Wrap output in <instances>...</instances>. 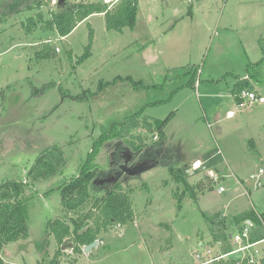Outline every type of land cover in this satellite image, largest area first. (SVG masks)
Segmentation results:
<instances>
[{
	"label": "rangeland",
	"instance_id": "obj_1",
	"mask_svg": "<svg viewBox=\"0 0 264 264\" xmlns=\"http://www.w3.org/2000/svg\"><path fill=\"white\" fill-rule=\"evenodd\" d=\"M56 1L0 21V183L23 180L25 192L39 196L29 235L0 256L17 264L55 256L57 264H194L193 252L212 239L210 221L224 220L231 229L235 215L264 213V103L240 108L232 94L249 66L252 89L264 97V0H137L133 27L109 30L104 15L94 13L65 36L41 24L28 33L22 21L38 13L49 19ZM73 1L92 0H66ZM133 113L154 127L163 123L162 141L185 162L174 166L168 157L119 179L131 217L107 225L87 220L94 247L59 250L51 234L46 252L38 253L45 223L67 218L57 191L43 193L77 174L95 139ZM156 131L133 133L143 134L150 149L161 138ZM116 146L128 149L121 141L105 143L100 169L111 154L122 158ZM45 148H59L64 163L33 181L25 172ZM195 158L203 166L189 174L183 165ZM174 170L190 188L175 180ZM209 171L220 176L224 193L205 176ZM104 184L96 181L90 195L102 196ZM192 189L197 200L189 197ZM86 201L71 216L89 208Z\"/></svg>",
	"mask_w": 264,
	"mask_h": 264
},
{
	"label": "trees",
	"instance_id": "obj_2",
	"mask_svg": "<svg viewBox=\"0 0 264 264\" xmlns=\"http://www.w3.org/2000/svg\"><path fill=\"white\" fill-rule=\"evenodd\" d=\"M40 5H42V0H0V21L18 12L32 10L35 6ZM62 8L60 10L56 8L55 11L50 13V18L46 20L42 18L40 13L36 14V16H28L22 21V26L28 33H32L41 24L55 30L60 36H65L73 31L76 24L80 21L94 13H101L105 17V23L109 30H122L124 27L134 26L138 6L137 0H114L111 4H107L103 0H92L65 2ZM90 38H92V32L90 33ZM89 47L90 45L86 47L84 56L88 55ZM48 50L45 52L37 50L36 55L40 57L52 55L51 51ZM84 56L82 55L81 59ZM260 59L262 63L264 61V53ZM259 62H256V64ZM247 70L248 77L252 76L249 73V66ZM248 77L239 78L235 82L232 89L233 95L245 87L252 89ZM235 100H238V98L235 97ZM139 115L138 113H133L123 122L114 123L108 132L100 134L95 139L91 150L88 151L86 159L81 164L77 174L71 176L70 179H66L58 187L48 189L43 193V196H47L51 191H57L62 204L66 206L64 216H67V218H53L45 223L44 238L39 244H36L38 253L46 252L51 234L60 245L65 238H72L69 241L73 243L72 248L74 250L79 249L80 245L84 246L92 242L95 239L94 232H91V225L85 223L87 220L97 222L102 218V221L104 220L103 224L107 225L116 224V222L123 223L131 217V202L129 196L122 190L121 180L117 179L110 184L100 197L90 194L94 191L96 175L101 170L98 155L105 143L109 144V142L116 140L121 141L130 151L139 152L146 150V138L140 134L133 133L134 129L143 128L150 133L157 130L161 138L155 146L161 149L165 148L164 141H162L164 139L162 136L163 123L156 124L154 127L152 121L146 118L142 120L138 118ZM35 159L34 163L25 172L33 181L53 175L65 160L59 148H45L39 152ZM179 172L175 171V180L190 188L185 177ZM26 184L23 180L15 179H7L0 183V251L5 250L9 243L16 242L29 235V214L38 203H35L34 200L39 198V196L34 194L33 191L26 193ZM189 197L197 200V193L192 189ZM85 201L90 207L83 212H76L78 214L76 217L71 216L72 210L77 209L78 205ZM248 219L253 222L257 221L255 212L245 211L240 215H235L231 223H244ZM210 225L212 239L225 241L224 248L226 250L230 249L227 243L230 229L226 227L224 220L216 223L210 221ZM0 264L17 263L5 261L0 256ZM40 264H57V256L50 259L47 263ZM228 264H235L234 260H230ZM256 264H264V258Z\"/></svg>",
	"mask_w": 264,
	"mask_h": 264
},
{
	"label": "built area",
	"instance_id": "obj_3",
	"mask_svg": "<svg viewBox=\"0 0 264 264\" xmlns=\"http://www.w3.org/2000/svg\"><path fill=\"white\" fill-rule=\"evenodd\" d=\"M59 50V47H56ZM233 96L237 97L238 107L243 108L248 103H264V97L254 89L245 87ZM154 137H156L154 135ZM201 163H192L190 169L186 170L189 174L201 167ZM262 173V169H258ZM212 175V181L218 186L216 191L224 193L225 186L219 183V177ZM258 175L255 176L257 178ZM257 221L242 223L235 230L228 233L227 243L230 244L228 250L224 248L225 241L211 239L208 243H201V248L193 252L194 264H228L234 260L235 264H256L264 258V213L255 212ZM234 246V247H233ZM239 254V255H236Z\"/></svg>",
	"mask_w": 264,
	"mask_h": 264
},
{
	"label": "flooded vegetation",
	"instance_id": "obj_4",
	"mask_svg": "<svg viewBox=\"0 0 264 264\" xmlns=\"http://www.w3.org/2000/svg\"><path fill=\"white\" fill-rule=\"evenodd\" d=\"M125 150L126 149H121L116 146L117 155L122 158L118 159L115 157V155L111 154L112 160L109 161L108 168H106L107 170L101 169V171L98 173L101 176V179L104 180V186H110V184L105 182L106 178L108 177L115 176V180L123 179L124 176L129 177L136 174L127 172V169H130L131 171L136 166L143 168L149 164L152 165L153 163H159L165 158L170 157L169 155H167V149H161L156 146H152V148L150 149L143 150L144 152L139 151L138 153H135L132 158L128 153L125 152ZM125 158H128V160L126 161ZM98 180L100 179L98 178Z\"/></svg>",
	"mask_w": 264,
	"mask_h": 264
},
{
	"label": "water",
	"instance_id": "obj_5",
	"mask_svg": "<svg viewBox=\"0 0 264 264\" xmlns=\"http://www.w3.org/2000/svg\"><path fill=\"white\" fill-rule=\"evenodd\" d=\"M65 2H66V0H57V1H56V8H57L58 10L63 9L62 7H63V5H64ZM146 150H147V149H146ZM125 152L128 153V154L130 155L131 158L133 157V155H134L135 153H138V151H133V152H131L129 149H126ZM125 160L127 161L128 158H125ZM154 164H155V163H154ZM135 166H136V165H135ZM149 167H151L150 164L147 165V166H145V167H143V168L136 166V167H134L131 171H130V169H127V172H131V173H133V174H134V173L138 174V173H140L141 171H143V170H145V169H148ZM115 179H116L115 176H111V177L106 178L105 182L108 183V184H111V183L115 182ZM96 181L103 182L104 180H102V179L98 180V178H96V179L94 180V183H96ZM247 223H250L249 220H248ZM229 236H230V233H229ZM96 244H97V241H96V240H93L92 242H90V243L84 245V246H83V250H84V251H87V250L90 249L91 247H94ZM72 246H73V243H72L71 241L64 240V241L61 243L60 248H61V249H65V248H67V247H68V248H72Z\"/></svg>",
	"mask_w": 264,
	"mask_h": 264
},
{
	"label": "crops",
	"instance_id": "obj_6",
	"mask_svg": "<svg viewBox=\"0 0 264 264\" xmlns=\"http://www.w3.org/2000/svg\"><path fill=\"white\" fill-rule=\"evenodd\" d=\"M242 44V43H241ZM251 63V62H250ZM244 77H248V73H246V74H244ZM244 77H242V78H244ZM251 76H249L248 78H249V80L251 81V80H253V78L251 79L250 78ZM256 79V78H255ZM257 80V79H256ZM259 94H260V88H259V92H258ZM261 95V94H260ZM135 130V129H134ZM157 132V131H156ZM162 132H163V130H162ZM136 134H139V133H136ZM140 135H142L143 136V134H140ZM162 135H163V133H162ZM165 139V138H164ZM163 139V140H164ZM164 146H165V148L167 149V151H168V154L167 155H169L170 157L169 158H171L172 156V160H173V164H174V166H179V164L180 163H184L185 161H183L182 159H180V160H178L177 158H176V155H178L179 157H180V155H179V151H177V149H170V148H168L167 147V144H166V142L164 141ZM192 163H201L202 164V166H203V162H202V160H200L199 158H195V159H193V160H191V164ZM184 166V168H186V169H189L190 167H188L189 166V164L188 165H186V164H184L183 165ZM191 166V165H190ZM201 166V167H202ZM172 169V168H171ZM174 171H176V170H174ZM177 171H179V170H177ZM172 172V171H171ZM217 174V173H215V172H212V171H209L208 173H206L205 174V176H209L210 175V177L212 178V175L211 174ZM218 175V174H217ZM219 176V175H218ZM220 177V176H219ZM175 178V177H174ZM222 178V177H221ZM224 186H225V184H223ZM248 221V220H247ZM242 223H238V224H232L233 226H231V229H230V231L231 230H235L234 228H238L240 225H241ZM230 231H229V233H230ZM229 246H230V244H229Z\"/></svg>",
	"mask_w": 264,
	"mask_h": 264
}]
</instances>
